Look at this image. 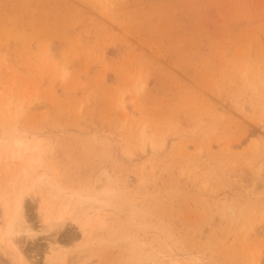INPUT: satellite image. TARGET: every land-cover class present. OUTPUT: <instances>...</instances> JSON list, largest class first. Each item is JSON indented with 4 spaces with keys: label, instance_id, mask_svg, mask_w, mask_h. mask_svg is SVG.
<instances>
[{
    "label": "rangeland",
    "instance_id": "374dc122",
    "mask_svg": "<svg viewBox=\"0 0 264 264\" xmlns=\"http://www.w3.org/2000/svg\"><path fill=\"white\" fill-rule=\"evenodd\" d=\"M13 137L29 151L1 158L0 198L40 177L71 207L108 192L89 215L128 237L69 264H264V0H0ZM43 206L26 197L36 264L81 249L82 225L46 231Z\"/></svg>",
    "mask_w": 264,
    "mask_h": 264
},
{
    "label": "bare ground",
    "instance_id": "6f19581e",
    "mask_svg": "<svg viewBox=\"0 0 264 264\" xmlns=\"http://www.w3.org/2000/svg\"><path fill=\"white\" fill-rule=\"evenodd\" d=\"M28 151L29 144L22 139L17 137L10 139L0 138V160L2 157L20 160L22 155ZM27 163L29 166H33L36 161L30 158ZM46 181L45 177H40L34 182L26 183L18 191L3 195L0 198V206L2 207V212L0 213V249L8 254H13L16 264H36L37 262L31 257L25 256L19 247L21 235L31 232L30 225L27 223L25 207L26 197L31 195L32 192L41 193L44 198V211L41 210V212L45 213L43 218L44 230H52L58 233L70 220L77 221L82 225V240L78 243L81 249L73 253L69 250L70 248L59 250L58 247H53L46 257L48 264H69L73 260L87 261L92 254L94 246L97 244L105 240L115 242V240L128 239L125 235L114 237L108 232L107 224L115 223L116 218L104 217L94 213L89 215L93 209L100 208L99 204L102 203V200L98 197L108 195V192L99 193V196L80 195L76 203L71 207L70 203H72L73 195L68 198L65 195L63 196V191L59 187L51 186ZM64 197L67 200H64ZM93 205H96V207ZM127 208L130 210L131 207L127 205ZM52 240V246L63 243L69 245L74 242V239L66 235L59 238L54 236Z\"/></svg>",
    "mask_w": 264,
    "mask_h": 264
}]
</instances>
